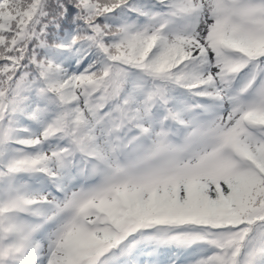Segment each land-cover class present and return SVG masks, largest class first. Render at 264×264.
<instances>
[{
	"label": "snow or ice",
	"instance_id": "snow-or-ice-1",
	"mask_svg": "<svg viewBox=\"0 0 264 264\" xmlns=\"http://www.w3.org/2000/svg\"><path fill=\"white\" fill-rule=\"evenodd\" d=\"M0 264H264V0H0Z\"/></svg>",
	"mask_w": 264,
	"mask_h": 264
}]
</instances>
